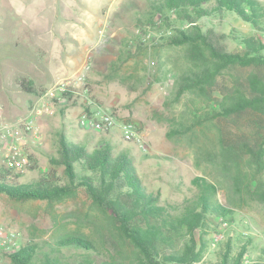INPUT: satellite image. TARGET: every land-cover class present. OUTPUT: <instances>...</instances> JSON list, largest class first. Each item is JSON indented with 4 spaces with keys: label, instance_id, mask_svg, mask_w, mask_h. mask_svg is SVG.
<instances>
[{
    "label": "rangeland",
    "instance_id": "obj_1",
    "mask_svg": "<svg viewBox=\"0 0 264 264\" xmlns=\"http://www.w3.org/2000/svg\"><path fill=\"white\" fill-rule=\"evenodd\" d=\"M153 1L159 0H0L3 118L14 120L27 116L34 100L55 81L84 73L90 98L112 110L117 124L130 123L135 135L132 141H124L118 127L107 133L81 128L78 126L80 100L56 102L53 114L31 117L40 140L27 148L31 169L21 173L18 182H30L50 170L62 183L66 182L63 167L50 162L58 157V140L64 132L72 140L88 144L89 149L101 139L109 142L114 155L130 159L144 187L159 193V204L163 207L181 210L184 202L197 193L192 184L195 177L214 184L218 201L227 203L229 179L211 161L218 138H229V128L215 120L191 123L197 110L210 111L213 105L207 106L202 102L204 98L195 94L177 95L179 71L189 68L191 62L185 57L184 47L164 44L162 38L166 36L160 33L170 28L164 24L161 28L150 26L154 19ZM258 1L264 5V0ZM83 17H99L102 22H92L85 30L88 42L79 44L72 35L79 32L78 21L81 25L87 21ZM159 20L154 19L157 24ZM198 23L204 31L222 35L220 43L228 53L242 50L232 39V31L254 33L248 23L232 13L222 17L213 14ZM23 77L36 83L39 95L19 91L16 83ZM227 81L229 69L214 88L213 104L223 94ZM181 123L192 125V129L176 134ZM233 209L232 222L225 229L218 225L216 232L208 237L209 246L204 253L208 262L218 260L220 246L229 237L232 241L239 238L242 243L250 241L247 245L250 258L245 256L244 264H251L263 255L264 205L254 202ZM0 227L15 237L14 246L12 242L7 250L0 247V264H9L7 253L22 245L36 243L44 250L45 242L66 235L90 239L98 260L109 259L114 252L113 238L107 235L103 215L82 189L64 201L52 203L16 201L0 194ZM63 254L69 262L80 256L74 249L64 250Z\"/></svg>",
    "mask_w": 264,
    "mask_h": 264
},
{
    "label": "trees",
    "instance_id": "obj_2",
    "mask_svg": "<svg viewBox=\"0 0 264 264\" xmlns=\"http://www.w3.org/2000/svg\"><path fill=\"white\" fill-rule=\"evenodd\" d=\"M151 6L154 19L160 20L158 24L151 20L150 26L161 28L164 24L170 28L172 33L162 38L164 44L184 47L185 57L191 62L189 68L179 71L177 95L195 94L203 97L207 106L213 105L210 111L197 110L191 123L215 120L229 128V138H218L211 161L229 179L227 203L218 201L214 184L195 177L192 184L197 193L184 202L181 210L163 207L159 193L148 191L130 159L114 155L105 139L89 149L88 144L62 132L58 157L50 162L63 167L66 182L62 183L52 170L30 182H18L21 173L0 164V194L16 201L52 203L64 201L82 189L103 215L114 252L109 259L98 260L90 239L66 235L45 242L44 250L36 243L18 247L7 253L9 264H244V257L250 258V241H232V237L220 246L215 262L206 261L204 253L219 219L230 223L233 208L254 202L264 205V5L258 0H159ZM226 13L234 14L254 31L252 35L230 33L242 47L240 52H226L220 43L223 36L204 31L198 23L213 14L222 17ZM227 69L229 82L213 104L214 88ZM16 85L24 94L39 95L29 78H21ZM63 98L68 101L72 96ZM178 129L176 134L187 133L192 125L181 123ZM30 166L31 156L27 168ZM68 249L78 251L80 256L69 262L63 254ZM262 254L251 264H264V249Z\"/></svg>",
    "mask_w": 264,
    "mask_h": 264
},
{
    "label": "built area",
    "instance_id": "obj_3",
    "mask_svg": "<svg viewBox=\"0 0 264 264\" xmlns=\"http://www.w3.org/2000/svg\"><path fill=\"white\" fill-rule=\"evenodd\" d=\"M138 32V31H136ZM169 29L163 36L171 34ZM160 35V37H162ZM149 37V35H147ZM64 95H71L72 100H80L81 113L78 126L95 132H110L118 127L124 141H132L135 137L130 123H120L114 117L113 111L103 108L92 100L85 82L84 73H79L69 79L57 80L49 86L33 104L29 114L14 120H6L0 110V164L13 173H23L29 165L27 148L40 140V134L32 124L33 116L53 114L56 102H65ZM69 101V100H68ZM219 226L225 229L228 223L219 219ZM14 234L0 227V247L4 250L14 246Z\"/></svg>",
    "mask_w": 264,
    "mask_h": 264
},
{
    "label": "crops",
    "instance_id": "obj_4",
    "mask_svg": "<svg viewBox=\"0 0 264 264\" xmlns=\"http://www.w3.org/2000/svg\"><path fill=\"white\" fill-rule=\"evenodd\" d=\"M83 18H86L85 20H87L86 22H83L84 25H81L82 23L78 21V28H79V32H77L76 34L72 35V38H74V40H79V44L80 43H87L88 42V38H89V35L88 37L85 36V32L87 31L89 25L92 23V22H95L96 24H99L101 23V19L99 17H83ZM86 30V31H85ZM81 32V33H80ZM26 78H29V77H26ZM31 79V78H29ZM32 80V79H31ZM33 81V80H32ZM34 82V81H33ZM36 84V83H35ZM32 100V99H30ZM36 102V99L34 100L33 104Z\"/></svg>",
    "mask_w": 264,
    "mask_h": 264
}]
</instances>
